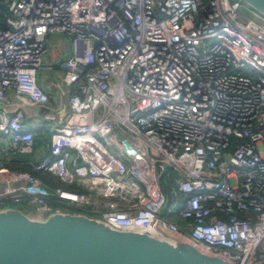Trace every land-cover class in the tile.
<instances>
[{
	"label": "built area",
	"instance_id": "1",
	"mask_svg": "<svg viewBox=\"0 0 264 264\" xmlns=\"http://www.w3.org/2000/svg\"><path fill=\"white\" fill-rule=\"evenodd\" d=\"M241 1L0 0V209L79 213L264 264V22ZM52 34L72 49L46 82L68 111L32 161L26 107L56 121L37 75L53 74Z\"/></svg>",
	"mask_w": 264,
	"mask_h": 264
},
{
	"label": "water",
	"instance_id": "2",
	"mask_svg": "<svg viewBox=\"0 0 264 264\" xmlns=\"http://www.w3.org/2000/svg\"><path fill=\"white\" fill-rule=\"evenodd\" d=\"M264 17V0H242ZM127 152L139 153L124 139ZM0 264H233L200 251L178 237L157 238L121 230L72 212H51L45 219L19 208L0 209Z\"/></svg>",
	"mask_w": 264,
	"mask_h": 264
},
{
	"label": "crops",
	"instance_id": "3",
	"mask_svg": "<svg viewBox=\"0 0 264 264\" xmlns=\"http://www.w3.org/2000/svg\"><path fill=\"white\" fill-rule=\"evenodd\" d=\"M51 36L47 37L46 42H45V46H46L47 41H49V39L51 38ZM65 37H66V46L65 47H55L50 52V55L48 54V57H47L48 61H50V60L52 62L60 61V63H61L62 60H64L65 58L70 56L71 51H72L71 45H70V40L66 35H65ZM47 53H48V50H47ZM40 83H42L41 86L43 87V89L48 92V94L50 96L51 104L56 108L55 109L56 121L51 122V121H48V120L43 118V114L45 112L44 108L39 107V106H27L26 111L29 114V117L27 118V122L29 123L28 127H30L35 133V141L40 143V142H42V139L43 140L45 139L44 145L47 148L52 130L55 128L57 123L64 118L63 117L62 119H58L57 112L65 109L66 114H67L68 108H67V99L66 98L60 97L53 88L48 87L46 85V82L43 83V81L41 80ZM46 130H47V132H46ZM46 155L47 154H45V156ZM29 159L32 161L36 160V159H32V157H29ZM13 166H18V165H10V168H15Z\"/></svg>",
	"mask_w": 264,
	"mask_h": 264
},
{
	"label": "rangeland",
	"instance_id": "4",
	"mask_svg": "<svg viewBox=\"0 0 264 264\" xmlns=\"http://www.w3.org/2000/svg\"><path fill=\"white\" fill-rule=\"evenodd\" d=\"M230 1H234V0H230ZM241 5L244 7L243 12H244L245 15H247L248 17H255L256 20L264 22V17L262 15L256 13L252 8L247 6L242 1H241ZM65 46H66V37H65L64 34H52L51 38L46 43V48L48 50L47 57H48V54L50 55V52L55 47H65ZM50 61H48V62H50ZM59 64H60V61H54V62L51 61L50 62V65H52V67H53V74L51 72H48L47 70L46 71L45 70H41L37 74L38 75V84L40 85V81L41 80L43 81V83H45L51 77H53V76L56 77L57 74L60 73ZM65 115H66V110L65 109L60 110V111L57 112L58 119H62L63 117H65ZM46 132H47V130H46ZM44 141H45V139L44 140L42 139V142H40V143L35 141L33 152L30 153V154H27V155H21V158H23V159L28 158L29 159V157H32V159H36V160L42 159L45 156V154H47V152H48L46 146L44 145ZM233 165L235 166L234 163H233ZM39 175H40V177L45 178L47 174H39ZM162 182H163V185L166 188H168V182H167L165 177H163ZM63 188L66 189V190L69 189L67 186H63ZM1 207H15V208H19L20 209V208H22V204H10V203H8V204L3 205ZM175 212H176V209L174 210L173 220L175 222H177V223H182L183 220L180 219L179 217H177Z\"/></svg>",
	"mask_w": 264,
	"mask_h": 264
},
{
	"label": "trees",
	"instance_id": "5",
	"mask_svg": "<svg viewBox=\"0 0 264 264\" xmlns=\"http://www.w3.org/2000/svg\"><path fill=\"white\" fill-rule=\"evenodd\" d=\"M0 9H1V7H0ZM0 14H1V13H0ZM0 21H1V15H0ZM13 167H15V168H17V169H18V168L25 169V168H29V165H24V166H13ZM45 178H46V179H50L48 175H46ZM52 184L57 185V184H59V181H57V180H53V181H52Z\"/></svg>",
	"mask_w": 264,
	"mask_h": 264
}]
</instances>
